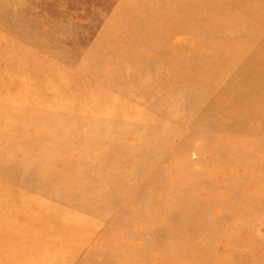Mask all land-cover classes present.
Wrapping results in <instances>:
<instances>
[{"label":"rangeland","instance_id":"obj_1","mask_svg":"<svg viewBox=\"0 0 264 264\" xmlns=\"http://www.w3.org/2000/svg\"><path fill=\"white\" fill-rule=\"evenodd\" d=\"M0 264H264V0H0Z\"/></svg>","mask_w":264,"mask_h":264}]
</instances>
